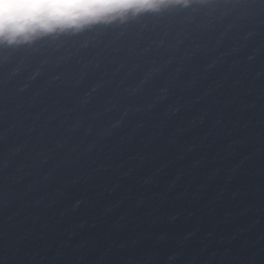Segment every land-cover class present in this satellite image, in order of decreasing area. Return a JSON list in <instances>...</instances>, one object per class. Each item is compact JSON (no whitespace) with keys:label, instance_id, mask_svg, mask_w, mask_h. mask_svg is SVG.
Returning a JSON list of instances; mask_svg holds the SVG:
<instances>
[{"label":"water","instance_id":"obj_1","mask_svg":"<svg viewBox=\"0 0 264 264\" xmlns=\"http://www.w3.org/2000/svg\"><path fill=\"white\" fill-rule=\"evenodd\" d=\"M42 3L90 22L0 44V264H264V0Z\"/></svg>","mask_w":264,"mask_h":264},{"label":"clouds","instance_id":"obj_2","mask_svg":"<svg viewBox=\"0 0 264 264\" xmlns=\"http://www.w3.org/2000/svg\"><path fill=\"white\" fill-rule=\"evenodd\" d=\"M45 8L50 11L45 13ZM87 22L42 0H0V44L28 43L58 30L83 27Z\"/></svg>","mask_w":264,"mask_h":264}]
</instances>
